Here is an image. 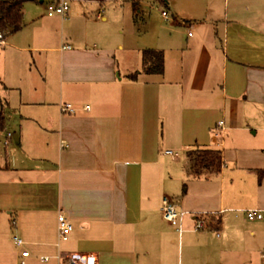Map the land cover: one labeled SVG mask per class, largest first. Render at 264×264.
<instances>
[{
    "label": "crops",
    "instance_id": "0c3cea01",
    "mask_svg": "<svg viewBox=\"0 0 264 264\" xmlns=\"http://www.w3.org/2000/svg\"><path fill=\"white\" fill-rule=\"evenodd\" d=\"M54 1L26 2L23 29L0 44V105L15 106L21 130L19 149L0 155V264H68L72 253L263 264L264 219L246 211L264 214V0H149L170 15L151 45L138 27L148 0H70L66 17H49ZM31 4L43 8L31 15ZM148 49L164 53L162 75L143 72ZM194 150L220 152L219 175L189 177ZM165 197L188 213L182 233L163 218Z\"/></svg>",
    "mask_w": 264,
    "mask_h": 264
},
{
    "label": "built area",
    "instance_id": "2783aa9c",
    "mask_svg": "<svg viewBox=\"0 0 264 264\" xmlns=\"http://www.w3.org/2000/svg\"><path fill=\"white\" fill-rule=\"evenodd\" d=\"M70 9V0H56L47 5V15L49 17L53 16H61L66 17L68 11ZM162 16L165 20H170V15L167 11L162 12ZM5 38L0 35V44H3ZM70 46L64 47V49H69ZM61 112L64 114H74L76 110L70 104H63L60 106ZM219 129L222 131L225 129L223 124L219 125ZM14 141V135L9 133L7 135V139L5 140V144L8 146L11 142ZM166 154L172 157H177L178 154L173 151H166ZM161 212L163 218L166 222H168L171 226L175 227L180 233H182L183 228V219L187 212H181L178 210L177 203L174 199L165 197L162 201ZM246 217L249 221H262L264 219V214L260 210H249L246 211ZM207 215L199 214L196 216V225L195 231H203L207 229ZM58 231H59V239L61 241H67L73 231V226L68 218L64 214H59L58 217ZM14 241L18 247H22L24 242L18 238L14 237ZM30 256L29 252H23L22 257L27 258ZM61 258V257H59ZM63 258V257H62ZM261 259L264 264V252L261 254ZM50 259L48 257H42V262H48ZM66 261L68 264H98L95 256H87L80 253H72L66 256ZM24 264V263H23Z\"/></svg>",
    "mask_w": 264,
    "mask_h": 264
},
{
    "label": "trees",
    "instance_id": "16d2710c",
    "mask_svg": "<svg viewBox=\"0 0 264 264\" xmlns=\"http://www.w3.org/2000/svg\"><path fill=\"white\" fill-rule=\"evenodd\" d=\"M36 0H0V35L6 38L21 31L24 27V4ZM165 70V57L162 51L144 50L143 72L162 75ZM134 77V76H132ZM4 128V118L0 116V129ZM187 175L202 178L219 175L222 168L221 153L215 150H194L188 153ZM264 173L259 174L262 179ZM186 186H184V191Z\"/></svg>",
    "mask_w": 264,
    "mask_h": 264
},
{
    "label": "rangeland",
    "instance_id": "374dc122",
    "mask_svg": "<svg viewBox=\"0 0 264 264\" xmlns=\"http://www.w3.org/2000/svg\"><path fill=\"white\" fill-rule=\"evenodd\" d=\"M166 1L169 2L170 5L178 6V3L181 0H166ZM116 3L117 4L111 3V6L108 5L107 9L121 6L120 2H116ZM46 5L47 2L43 5L44 8L46 7ZM43 6L38 4H31L30 5L32 10L31 15L38 13L39 8H43ZM124 6L130 9L133 8V6L130 3L125 4ZM140 11L142 13L143 18L138 19V27L141 28L140 33L143 37V40L145 41L144 42L145 45H151L152 43H155L157 41L159 35L160 36L162 35V32L165 29L164 27L168 24L161 17L162 12L163 11L168 12V10L164 4L154 3L153 1L148 0L142 4ZM15 114H16L15 106H13L12 104L8 106L6 104V100L3 101V103L0 105V116L2 115L4 118V128L0 129V155H2L3 157L6 155L7 151L11 153L14 150V148L19 149V146L17 145V142L15 140L11 142V146L8 149L4 146L5 138L8 133H11L13 135L14 134L19 135L21 133L20 126L18 124L17 117Z\"/></svg>",
    "mask_w": 264,
    "mask_h": 264
},
{
    "label": "water",
    "instance_id": "95a60500",
    "mask_svg": "<svg viewBox=\"0 0 264 264\" xmlns=\"http://www.w3.org/2000/svg\"><path fill=\"white\" fill-rule=\"evenodd\" d=\"M16 142H17V138H16Z\"/></svg>",
    "mask_w": 264,
    "mask_h": 264
}]
</instances>
